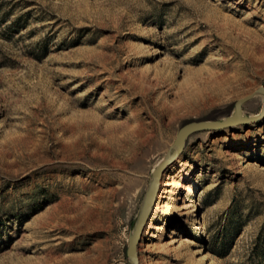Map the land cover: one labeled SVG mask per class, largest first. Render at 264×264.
<instances>
[{"label":"rangeland","instance_id":"obj_1","mask_svg":"<svg viewBox=\"0 0 264 264\" xmlns=\"http://www.w3.org/2000/svg\"><path fill=\"white\" fill-rule=\"evenodd\" d=\"M261 87L264 0H0V264H129L178 130ZM137 252L264 264V118L186 140Z\"/></svg>","mask_w":264,"mask_h":264},{"label":"water","instance_id":"obj_2","mask_svg":"<svg viewBox=\"0 0 264 264\" xmlns=\"http://www.w3.org/2000/svg\"><path fill=\"white\" fill-rule=\"evenodd\" d=\"M255 95H261L264 99V87L259 88L253 94L245 97L244 99L237 101L234 105L232 116H228L221 121L189 122L178 130L171 148L166 153L163 160L158 164L156 169L152 172L151 181L145 193L135 225L128 237L126 257L129 261V264H139L137 247L143 234L144 227L150 216L151 210L155 204L159 181L164 171L169 166H171L175 159L181 154L186 140L192 134L197 132L220 130L231 128L237 125H246L264 118V102L260 113L256 117L243 116L241 114L243 104H245Z\"/></svg>","mask_w":264,"mask_h":264},{"label":"bare ground","instance_id":"obj_3","mask_svg":"<svg viewBox=\"0 0 264 264\" xmlns=\"http://www.w3.org/2000/svg\"><path fill=\"white\" fill-rule=\"evenodd\" d=\"M241 114L243 115V111H241ZM243 116H244V115H243ZM254 117H256V116H254ZM262 119H263V118H262ZM259 120H260V119H259ZM259 120H258V121H259ZM184 145H185V144H184ZM182 151H183V150H182ZM179 156H180V155H179ZM179 156L175 159V161L179 158ZM160 162H161V161H160ZM160 162H159V163H160ZM172 164H173V163H172ZM157 166H158V165H157ZM168 168H169V167H168ZM168 168H167V169H168ZM167 169H166V170H167ZM164 172H165V171H164ZM161 179H162V176H161ZM161 179H160V181H159L158 192H159V188H160V184H161ZM175 187H176V188H179L180 185H179V184H176ZM158 192H157V195H158ZM189 192H191V191H189ZM182 202L184 203V200H182ZM188 207H190V206H189V205H185L182 209L187 210ZM184 222H186V221H184Z\"/></svg>","mask_w":264,"mask_h":264}]
</instances>
